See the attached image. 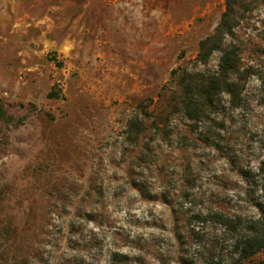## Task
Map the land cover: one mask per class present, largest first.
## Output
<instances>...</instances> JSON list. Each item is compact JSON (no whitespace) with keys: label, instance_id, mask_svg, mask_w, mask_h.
Returning <instances> with one entry per match:
<instances>
[{"label":"rangeland","instance_id":"1","mask_svg":"<svg viewBox=\"0 0 264 264\" xmlns=\"http://www.w3.org/2000/svg\"><path fill=\"white\" fill-rule=\"evenodd\" d=\"M225 8L0 0V264L264 262L215 220L264 219V0H236L225 39L238 103L174 108L180 74L218 70L195 58Z\"/></svg>","mask_w":264,"mask_h":264},{"label":"trees","instance_id":"2","mask_svg":"<svg viewBox=\"0 0 264 264\" xmlns=\"http://www.w3.org/2000/svg\"><path fill=\"white\" fill-rule=\"evenodd\" d=\"M225 1L226 8L219 23L211 34L200 40L199 51L195 58L196 64L205 65L212 53L219 51L218 70L208 74L184 71L178 76L181 92L174 108L179 106L185 114L194 119L207 115L213 106L214 97L219 92L228 94L232 105H236L240 100V85L230 77L231 74L238 72L239 52L234 45L224 46L226 37L232 34L238 24L236 0ZM143 129V120L135 118L130 121L129 130L134 135L138 136ZM215 218L216 222L237 234L235 250L240 258L248 259L264 249V219L260 217L243 219L242 216L232 217L223 213H216Z\"/></svg>","mask_w":264,"mask_h":264}]
</instances>
